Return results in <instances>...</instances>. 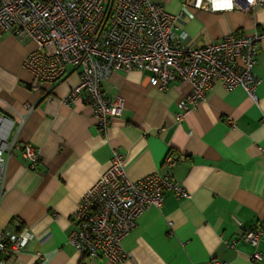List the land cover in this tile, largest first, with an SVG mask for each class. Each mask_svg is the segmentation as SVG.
Wrapping results in <instances>:
<instances>
[{"label": "crops", "instance_id": "obj_1", "mask_svg": "<svg viewBox=\"0 0 264 264\" xmlns=\"http://www.w3.org/2000/svg\"><path fill=\"white\" fill-rule=\"evenodd\" d=\"M254 1L210 12L206 3L196 9L193 0H163L177 18L172 43L198 46L231 32L264 30V7ZM34 48L13 33L0 39V106L13 121L9 139L30 144L40 157L35 169L19 149L7 157L0 232L32 238L15 257L0 256V264H113L86 259L68 242L79 200L113 152L129 180L169 175L190 194L177 199L165 192L160 208L138 218L121 242L122 264H264V37L257 46L255 102L240 87L227 91L214 82L177 120L190 85L174 81L161 91L143 72L117 70L102 91L106 99L122 98L124 107L104 135L89 106L62 101L78 83L76 71L68 70L50 100L29 89L32 76L22 62ZM169 155L176 159L172 167L165 164ZM248 229L262 230L257 246L242 239ZM256 252L257 263L251 260Z\"/></svg>", "mask_w": 264, "mask_h": 264}, {"label": "built area", "instance_id": "obj_2", "mask_svg": "<svg viewBox=\"0 0 264 264\" xmlns=\"http://www.w3.org/2000/svg\"><path fill=\"white\" fill-rule=\"evenodd\" d=\"M238 0H193V8L206 3L210 12L233 10ZM163 0H0V39L13 33L35 44L22 62L32 76L29 89L52 99V91L69 69L77 72L78 83L63 98L67 105L82 101L92 110L94 121L104 135L113 117L120 115L124 101L106 99L102 83L117 70L143 72L148 84L164 91L177 81L191 86L185 102L179 104L181 120L205 99L214 82L227 91L242 88L255 102L260 83L255 69L258 43L264 30L231 32L217 42L198 46L172 43L176 17L166 12ZM254 4L264 7V0ZM13 121L0 106V199L7 157L19 149L30 169L39 153L28 143L9 139ZM176 159L167 156L165 164ZM165 192L177 199L190 194L169 175L151 174L131 181L120 155L113 152L105 171L81 196L72 216L74 227L68 242L84 258L122 264L127 254L121 242L149 208H160ZM262 230L248 229L242 239L257 246ZM31 236L8 230L0 232V256L10 259L25 249ZM251 260L259 262L256 252ZM38 264V263H35ZM214 264H221L215 262Z\"/></svg>", "mask_w": 264, "mask_h": 264}, {"label": "clouds", "instance_id": "obj_3", "mask_svg": "<svg viewBox=\"0 0 264 264\" xmlns=\"http://www.w3.org/2000/svg\"><path fill=\"white\" fill-rule=\"evenodd\" d=\"M224 6L225 7H230L231 6V0H227V3Z\"/></svg>", "mask_w": 264, "mask_h": 264}]
</instances>
